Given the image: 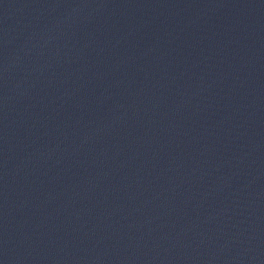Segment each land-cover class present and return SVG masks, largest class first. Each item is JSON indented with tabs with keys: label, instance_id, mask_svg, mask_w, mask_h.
<instances>
[{
	"label": "water",
	"instance_id": "95a60500",
	"mask_svg": "<svg viewBox=\"0 0 264 264\" xmlns=\"http://www.w3.org/2000/svg\"><path fill=\"white\" fill-rule=\"evenodd\" d=\"M103 0H0V264L61 91Z\"/></svg>",
	"mask_w": 264,
	"mask_h": 264
}]
</instances>
